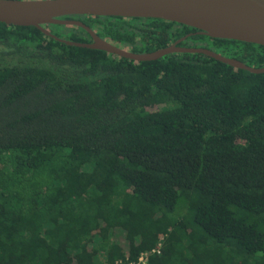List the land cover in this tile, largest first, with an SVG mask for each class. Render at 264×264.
<instances>
[{
    "label": "trees",
    "instance_id": "16d2710c",
    "mask_svg": "<svg viewBox=\"0 0 264 264\" xmlns=\"http://www.w3.org/2000/svg\"><path fill=\"white\" fill-rule=\"evenodd\" d=\"M82 22L134 53L183 34ZM43 28L55 38L0 22V264H264V74L129 60L57 40L90 42L80 26ZM207 38L264 67V46Z\"/></svg>",
    "mask_w": 264,
    "mask_h": 264
},
{
    "label": "water",
    "instance_id": "95a60500",
    "mask_svg": "<svg viewBox=\"0 0 264 264\" xmlns=\"http://www.w3.org/2000/svg\"><path fill=\"white\" fill-rule=\"evenodd\" d=\"M77 15L158 19L196 29L212 39L264 46V0H0L1 23L33 26L53 38L43 25H74L86 30L92 38L90 43L57 38L68 45L140 62L156 61L174 53L204 54L234 68L264 74V67L248 66L206 48L179 47L178 42L153 52H129L100 38L82 22L65 19Z\"/></svg>",
    "mask_w": 264,
    "mask_h": 264
},
{
    "label": "flooded vegetation",
    "instance_id": "af4514ba",
    "mask_svg": "<svg viewBox=\"0 0 264 264\" xmlns=\"http://www.w3.org/2000/svg\"><path fill=\"white\" fill-rule=\"evenodd\" d=\"M79 17H76V18H70L71 20H77V21H80L82 22L83 20L85 21L88 20V22H91L92 20L94 21H101V20H104L106 17H99V16H92L90 17V19H88L86 16H80V15H77ZM131 19V18H129ZM133 19V18H132ZM136 19H140V18H136ZM147 20L148 19H141V23L142 24H146L147 23ZM155 20H158V19H155ZM161 22H167V21H163V20H159ZM83 23V22H82ZM93 23V22H92ZM168 23H171V22H168ZM84 24V23H83ZM94 24V23H93ZM86 25V24H85ZM69 26H74V25H69ZM88 26V25H86ZM169 28L172 29V32L173 33H176L177 31H182L183 34L180 35L179 37H177L173 42H171L168 46L170 45H173L174 43L178 42L177 43V46L179 47H185V48H205L204 45H200V43L202 42H193L191 40H188L190 37H195V36H201V37H206L207 36H204L201 34L200 31L196 30V29H193V28H190V27H187V26H184V25H181V24H177V23H172V25H167ZM91 30H93L95 32L96 35H98L100 38L107 40V38H104L102 37L99 33H100V24H94V27H90L88 26ZM89 34V33H88ZM90 35V34H89ZM90 42H92V38L90 36ZM88 42V43H90ZM81 43V42H80ZM191 46V47H188V46ZM167 46V47H168ZM195 46V47H194ZM196 46H199V47H196ZM162 49V48H161ZM207 49V48H206ZM159 50V49H158Z\"/></svg>",
    "mask_w": 264,
    "mask_h": 264
},
{
    "label": "built area",
    "instance_id": "2783aa9c",
    "mask_svg": "<svg viewBox=\"0 0 264 264\" xmlns=\"http://www.w3.org/2000/svg\"><path fill=\"white\" fill-rule=\"evenodd\" d=\"M163 244V238L161 242L159 243L158 247L155 248L152 253L161 254ZM150 252H143L136 260H129V258L124 261L123 259H118L115 261L114 264H150ZM103 264H109V263H103Z\"/></svg>",
    "mask_w": 264,
    "mask_h": 264
},
{
    "label": "rangeland",
    "instance_id": "374dc122",
    "mask_svg": "<svg viewBox=\"0 0 264 264\" xmlns=\"http://www.w3.org/2000/svg\"><path fill=\"white\" fill-rule=\"evenodd\" d=\"M200 42H202V43H200V45H204L205 48H207L208 50H212L211 48H208L209 45L213 44V42L210 39L204 38ZM97 240L98 241L96 242L95 247L97 249H99L101 243H100V240L99 239H97Z\"/></svg>",
    "mask_w": 264,
    "mask_h": 264
}]
</instances>
